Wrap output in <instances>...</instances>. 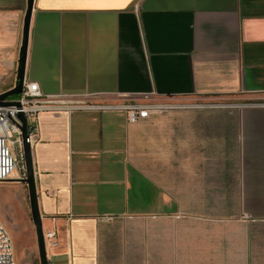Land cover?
Masks as SVG:
<instances>
[{"label":"crops","instance_id":"crops-1","mask_svg":"<svg viewBox=\"0 0 264 264\" xmlns=\"http://www.w3.org/2000/svg\"><path fill=\"white\" fill-rule=\"evenodd\" d=\"M26 9L27 0H0V93L18 81ZM25 79L51 97L264 96V0H34ZM38 123L39 209L57 241L46 246L49 264L219 262L225 253L233 264L236 238L196 221L220 213L221 152L227 198L249 216L241 260L264 264V106L136 123L119 110L44 111ZM227 204L236 214L237 201ZM0 217L37 241L26 182L0 185Z\"/></svg>","mask_w":264,"mask_h":264},{"label":"built area","instance_id":"built-area-1","mask_svg":"<svg viewBox=\"0 0 264 264\" xmlns=\"http://www.w3.org/2000/svg\"><path fill=\"white\" fill-rule=\"evenodd\" d=\"M159 97L162 100L143 101L141 96H123L116 100H101L96 97H51L46 95L38 82L24 81L23 89L17 98H12L19 105H0V185L9 181H24L27 170L24 158V138L22 122L18 117L23 113L29 128L28 141L33 145L39 138L38 116L44 111L72 112L74 110L110 111L119 110L127 114L130 123H136L153 114L176 109L182 106L163 100L171 96H159L156 92L144 95ZM216 106V105H214ZM46 246L57 245L54 231L45 232ZM0 264H17L12 236L0 217Z\"/></svg>","mask_w":264,"mask_h":264},{"label":"rangeland","instance_id":"rangeland-1","mask_svg":"<svg viewBox=\"0 0 264 264\" xmlns=\"http://www.w3.org/2000/svg\"><path fill=\"white\" fill-rule=\"evenodd\" d=\"M17 98V96H15ZM140 98L143 101H157L162 100L159 97L150 96L148 98L136 97ZM163 102H170L177 104L178 106H182L183 109H205V108H229V109H246V108H255V107H263L264 106V96L260 95H245V96H230V97H211V96H203V95H194L190 97H173L172 99L163 100ZM216 105V106H214ZM178 110V109H176ZM168 112V111H166ZM165 112H160L156 114H163ZM142 120V119H141ZM221 165L218 166L219 169V193H220V213L219 215H207L197 219L196 221H202L204 223H209L214 226L219 227V236L221 239H228L229 237H234L238 241L236 244V251L235 256L237 261H234L233 264H243L242 262V239L244 233V224L247 220H249V216L244 215L243 213H239L240 199H228L227 198V166L223 165L224 159L222 157H226L221 152ZM217 168V167H216ZM9 182H5L2 185H6ZM217 199H214V201ZM231 200H236V214L233 213H226L228 212L227 209V202ZM231 209V205H230ZM231 212V211H230ZM175 220V218H173ZM247 223V222H246ZM15 247V257L17 264H40L38 248H37V241L35 236L29 233L26 230H16L11 231L9 230ZM241 241V242H240ZM228 242L225 240L223 248H229L227 246ZM199 253V252H197ZM159 257V256H157ZM229 255L225 253L223 255V260L219 262H194V263H183L178 261L172 262H163L156 260L155 263L149 264H232L228 262ZM137 264V263H136ZM138 264H147V263H138Z\"/></svg>","mask_w":264,"mask_h":264},{"label":"water","instance_id":"water-1","mask_svg":"<svg viewBox=\"0 0 264 264\" xmlns=\"http://www.w3.org/2000/svg\"><path fill=\"white\" fill-rule=\"evenodd\" d=\"M33 8H34V0H27V9H26V14L24 18V27H23V39L20 49V65L18 68V81L13 88L0 93V105H19L18 102L9 100V98L12 96L20 95L23 89V85L25 81L29 33H30ZM18 117L22 122L21 130L23 132V138H24V158H25V164L27 170V178L24 179V182L27 183L29 189L30 207L34 219V224L36 227V236H37L40 264H49L45 233L42 223L41 212L39 209L37 187L35 182V171H34L33 157H32V145L28 141L29 138L28 123L23 113H19Z\"/></svg>","mask_w":264,"mask_h":264}]
</instances>
